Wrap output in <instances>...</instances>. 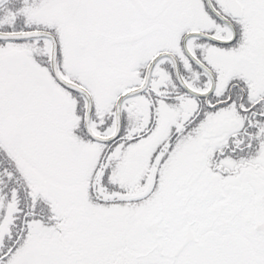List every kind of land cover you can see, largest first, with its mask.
Segmentation results:
<instances>
[{"label": "snow or ice", "instance_id": "6c2138e0", "mask_svg": "<svg viewBox=\"0 0 264 264\" xmlns=\"http://www.w3.org/2000/svg\"><path fill=\"white\" fill-rule=\"evenodd\" d=\"M0 264H264V0H0Z\"/></svg>", "mask_w": 264, "mask_h": 264}]
</instances>
